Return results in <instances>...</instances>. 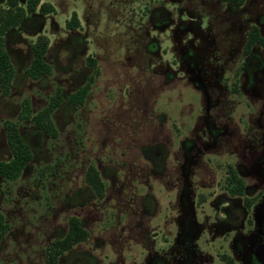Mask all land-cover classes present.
I'll return each instance as SVG.
<instances>
[{
  "label": "rangeland",
  "instance_id": "rangeland-1",
  "mask_svg": "<svg viewBox=\"0 0 264 264\" xmlns=\"http://www.w3.org/2000/svg\"><path fill=\"white\" fill-rule=\"evenodd\" d=\"M41 3L52 11L37 7L4 38L14 73L0 91V161L11 158L6 122L30 160L0 178V264H47L72 218L87 237L57 264H264V45L245 51L253 26L264 36V0ZM39 37L49 72L34 79ZM58 93L54 137L20 118L25 102L35 114ZM231 170L242 195L228 191ZM228 203L234 223L219 211Z\"/></svg>",
  "mask_w": 264,
  "mask_h": 264
},
{
  "label": "trees",
  "instance_id": "trees-1",
  "mask_svg": "<svg viewBox=\"0 0 264 264\" xmlns=\"http://www.w3.org/2000/svg\"><path fill=\"white\" fill-rule=\"evenodd\" d=\"M227 2H234L241 4L242 0H222ZM6 6L0 9V91L3 94L8 93L11 88L13 79V65L10 56L5 48L4 38L6 33L17 27L22 20L30 13L35 12L39 7V12L47 14L52 11V6L40 4V0H26V4L23 7L19 4L18 0H5ZM79 26L76 13L73 12L71 18L66 21V27L69 29ZM264 45V36H262L257 27L253 26L248 35L245 45V51H248L253 45ZM48 42L46 38L39 37L35 44L32 45V61L27 68L26 73L34 78L38 79L49 72V65L44 60L45 53L47 51ZM89 63L95 66V60L89 58ZM87 93V86H82L68 96V101L73 105H79L83 102ZM62 98L58 93L44 108L39 110L35 114H31L28 103L25 102L20 118H31L33 123L41 130L50 134L56 135V129L52 121V113L60 105ZM7 142L11 150V158L8 161H0V178L9 180H15L24 169L25 165L30 160V150L28 145L22 140L16 124L11 122L5 123ZM95 173V172H94ZM87 180L89 184L96 190L99 196L103 192V185L97 178L96 174H88ZM228 183H236L235 187H230V194L242 195L244 192V183L237 176L235 170L230 171L228 177ZM248 204V201H246ZM8 225L4 221V216L0 212V239L7 232ZM87 237V232L79 223L77 218L70 220L68 232L59 240L53 242V245L49 248L47 253V264H57L58 256L65 250L70 248L73 244L84 241ZM222 260L224 264H234L232 258L223 256Z\"/></svg>",
  "mask_w": 264,
  "mask_h": 264
},
{
  "label": "flooded vegetation",
  "instance_id": "flooded-vegetation-1",
  "mask_svg": "<svg viewBox=\"0 0 264 264\" xmlns=\"http://www.w3.org/2000/svg\"><path fill=\"white\" fill-rule=\"evenodd\" d=\"M228 191H229V188H228ZM219 211L222 212L224 216L223 219H225L226 221H230L231 223H234L236 218L240 216L239 212L235 209V207L231 206L229 203L227 205H222Z\"/></svg>",
  "mask_w": 264,
  "mask_h": 264
}]
</instances>
